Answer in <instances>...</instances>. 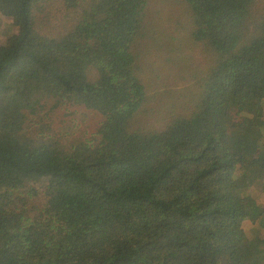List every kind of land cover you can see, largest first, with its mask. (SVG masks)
I'll list each match as a JSON object with an SVG mask.
<instances>
[{"label": "trees", "instance_id": "1", "mask_svg": "<svg viewBox=\"0 0 264 264\" xmlns=\"http://www.w3.org/2000/svg\"><path fill=\"white\" fill-rule=\"evenodd\" d=\"M46 1L0 0L17 28L0 45V264H264L248 192L264 193V0H65L78 19L58 36L36 29ZM153 18L217 54L178 115L140 77L170 30ZM149 98L160 126H134ZM67 104L101 120L65 150L43 120Z\"/></svg>", "mask_w": 264, "mask_h": 264}, {"label": "rangeland", "instance_id": "2", "mask_svg": "<svg viewBox=\"0 0 264 264\" xmlns=\"http://www.w3.org/2000/svg\"><path fill=\"white\" fill-rule=\"evenodd\" d=\"M173 8V3L169 2L166 9L167 12L171 13L169 19H173L171 18L174 14ZM177 11L182 16L181 19H185L189 15L188 10L177 9ZM34 13L36 29L40 33L49 36H58L65 33L74 26L78 19L76 9L68 7L65 0H47ZM168 25V23L166 25L160 24L159 20L153 18L151 24L145 25V29L147 31L157 30L156 32L161 33ZM169 27L170 30H165L163 37L159 36L161 40L159 43L163 48L162 52L159 53L153 50L151 55L146 54V57L142 60L144 62L140 68V77L146 84L147 94H154L157 98L170 95L173 97V104L175 103L177 107L182 105L187 108L191 105L190 100L198 94L202 80L215 64L217 54L204 42L190 39L186 32L188 29H182L173 40H170L172 35L170 32L174 30L175 25H169ZM16 32L17 28L12 24L11 19L0 15V45H9ZM147 41L145 40L144 43ZM154 105L160 108L161 111L158 113L155 110L151 112L150 107ZM163 106L157 105L156 99L153 101L149 98L148 101L142 104L137 115L134 116L132 124L148 129H151V127L157 128L160 126L158 124L160 119L158 114H166ZM182 106L177 108L173 115L180 114ZM45 119L43 120L45 136H49L48 139L56 140L63 149L68 150L76 143L95 137L101 117L98 112L86 109L82 105L67 104L51 111L49 117H45ZM241 120L243 121L242 116L232 118L237 128L244 125ZM39 190H42V188L39 187ZM248 192L261 206L259 207L253 203L250 208V213L254 211L252 216H256L260 211L256 212L255 209L264 210V193L255 188L249 189ZM44 198L42 191H40L38 198L33 202L40 207L42 201L45 200ZM34 215L35 212H32L31 216ZM255 227L256 223L249 219L246 220L244 224L246 231L249 232L250 229Z\"/></svg>", "mask_w": 264, "mask_h": 264}]
</instances>
